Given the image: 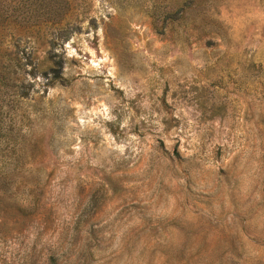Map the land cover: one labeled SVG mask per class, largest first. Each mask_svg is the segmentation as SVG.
Returning a JSON list of instances; mask_svg holds the SVG:
<instances>
[{
	"label": "rangeland",
	"instance_id": "374dc122",
	"mask_svg": "<svg viewBox=\"0 0 264 264\" xmlns=\"http://www.w3.org/2000/svg\"><path fill=\"white\" fill-rule=\"evenodd\" d=\"M0 264H264V0H0Z\"/></svg>",
	"mask_w": 264,
	"mask_h": 264
},
{
	"label": "trees",
	"instance_id": "16d2710c",
	"mask_svg": "<svg viewBox=\"0 0 264 264\" xmlns=\"http://www.w3.org/2000/svg\"><path fill=\"white\" fill-rule=\"evenodd\" d=\"M48 60L51 61V57H48ZM46 70H48L49 73H51L53 78H57L60 76L61 73V63L60 61L53 60L50 63L47 64L45 67ZM5 76H3L4 78Z\"/></svg>",
	"mask_w": 264,
	"mask_h": 264
}]
</instances>
